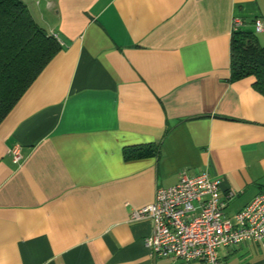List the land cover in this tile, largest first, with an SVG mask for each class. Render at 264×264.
Segmentation results:
<instances>
[{
	"label": "crops",
	"instance_id": "crops-1",
	"mask_svg": "<svg viewBox=\"0 0 264 264\" xmlns=\"http://www.w3.org/2000/svg\"><path fill=\"white\" fill-rule=\"evenodd\" d=\"M22 1L62 48L0 123V264H208L154 256L128 217L182 174L217 177L229 218L264 194V96L228 80L233 21L264 45V0Z\"/></svg>",
	"mask_w": 264,
	"mask_h": 264
},
{
	"label": "built area",
	"instance_id": "built-area-1",
	"mask_svg": "<svg viewBox=\"0 0 264 264\" xmlns=\"http://www.w3.org/2000/svg\"><path fill=\"white\" fill-rule=\"evenodd\" d=\"M242 23L235 19L232 31L242 27ZM253 25L256 33L264 32L261 18H256ZM10 153L14 162H20L18 145ZM219 183L207 172L196 176L182 174L175 185L157 188L153 202L133 209L128 220L151 222V233L144 245L156 257L222 264L218 255L221 247L253 242L264 250V194L256 195L229 218L225 208L234 195L221 192Z\"/></svg>",
	"mask_w": 264,
	"mask_h": 264
},
{
	"label": "trees",
	"instance_id": "trees-1",
	"mask_svg": "<svg viewBox=\"0 0 264 264\" xmlns=\"http://www.w3.org/2000/svg\"><path fill=\"white\" fill-rule=\"evenodd\" d=\"M61 48L22 0H0V123ZM246 77L264 96V45L254 32L239 28L232 31L228 80ZM158 153L159 145L153 143L125 149L123 156L131 160Z\"/></svg>",
	"mask_w": 264,
	"mask_h": 264
},
{
	"label": "bare ground",
	"instance_id": "bare-ground-1",
	"mask_svg": "<svg viewBox=\"0 0 264 264\" xmlns=\"http://www.w3.org/2000/svg\"><path fill=\"white\" fill-rule=\"evenodd\" d=\"M241 28V27H240Z\"/></svg>",
	"mask_w": 264,
	"mask_h": 264
}]
</instances>
